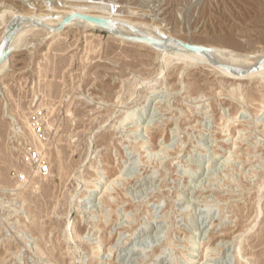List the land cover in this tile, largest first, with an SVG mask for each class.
I'll list each match as a JSON object with an SVG mask.
<instances>
[{
  "label": "rangeland",
  "instance_id": "rangeland-1",
  "mask_svg": "<svg viewBox=\"0 0 264 264\" xmlns=\"http://www.w3.org/2000/svg\"><path fill=\"white\" fill-rule=\"evenodd\" d=\"M105 1L121 6L126 19L159 24L177 39L247 55L264 49V2ZM66 3L0 0V9L6 19L17 13L56 14ZM228 32L237 44L220 39ZM21 42L0 78V264H69L72 243L61 230L66 216L85 239L100 235L102 249L112 247L105 260L90 264H264V87L258 77L232 81L208 65L174 57L163 65L156 49L81 27L52 38L35 31ZM41 93H47L44 101L53 111L39 107ZM30 110L60 125L57 135L46 131L47 141L60 139L68 173L60 179L56 153L44 154L50 172L39 188L14 184L21 174L19 143L32 146L22 121L26 113L32 116ZM126 115L136 123L114 129L116 119ZM101 165L109 177L102 193L69 208L70 192L84 189L82 183L76 186L75 176L92 183L94 168ZM26 171L31 174L28 166ZM88 208L97 221L93 228L87 224ZM147 222L151 227L144 234ZM194 229L189 250L181 241ZM238 234L243 258L236 254Z\"/></svg>",
  "mask_w": 264,
  "mask_h": 264
},
{
  "label": "bare ground",
  "instance_id": "bare-ground-1",
  "mask_svg": "<svg viewBox=\"0 0 264 264\" xmlns=\"http://www.w3.org/2000/svg\"><path fill=\"white\" fill-rule=\"evenodd\" d=\"M65 1L70 2V3H66V4L61 5L65 9L59 10V11L57 10V12H55L56 14H51V12H49L50 14L45 13V14H37V15H29V13L28 14L17 13V14H13L10 18L3 19L2 15L4 14V10L0 9V21H1L0 54L6 46L11 49V53H10L9 57L4 58L0 62V78L9 69V62L11 60L12 54L20 50L21 46L23 45L21 40L24 39L25 36L28 35V33H33L35 31H36V33L42 32L45 36L52 38V37L60 34L64 29H66L68 27H76V28L81 27V28L88 29V30H97V31H101V32L107 31L109 33L115 34L117 36V39H119V41H125V40H128L129 42L138 41L140 44H142L146 47L156 49L159 52V57L163 60V63H164L163 65H166L167 62H169L168 60L171 57H174L178 61L181 60V61L185 62L186 64L208 65V66L212 67L214 70H216L218 73L222 74L227 79H230L232 81L242 80L245 77H248V78L258 77V80L261 81V83L263 84V87H264V49L262 50V47H261V49H259V51H256V54L247 55L249 53L243 54V53L234 51L232 49H228V47L206 45V44H202L200 42L177 39L172 34L164 31L162 29V27L159 26V24L158 25L151 24V23L147 24L144 22H138V21H132L130 19H126L123 15H120L121 14L120 12H122V10L119 8L121 6H118L117 3L115 4V2H112V1L106 2L105 0H65ZM256 1L260 6H262V2H264V0H256ZM48 5H50V4H48ZM53 9H55V8H51L49 10H53ZM131 12H132V10H131ZM259 12H260L259 16L262 17V12L261 11H259ZM129 15H131V14H129ZM66 18H69V20L64 22V20ZM92 18L103 19L106 22H105V24H100ZM163 19H164V17H163ZM163 19H161V20H163ZM62 22H64L63 25H62ZM220 39L229 45L237 44V42L235 40V36L229 32L227 34H224L222 37H220ZM261 42H262V36H261ZM182 44L197 46V47H201L204 49L203 50H192V49H189V48L183 46ZM92 47H94V46H92ZM133 83H135V82H133ZM263 90H264V88H263ZM131 93L132 92H130V93L128 92L129 95H131ZM46 94H44V93L39 94V98L37 99V100H39L41 98V101L39 103V107H45L46 110L53 111L54 110L53 108L51 109L50 107L46 106L47 104H49V103L44 101V100H47V98H48V97H46ZM241 94H243V93H241ZM121 102L122 101H120V103ZM261 106H262V108L264 107V98L261 100ZM29 109H30V107H29ZM262 110H264V108ZM23 112L24 111H22L21 113H23ZM30 112L36 113L37 111H31L30 110ZM65 112H66V114L69 113V115L72 117L73 114L71 112V109L67 108L65 110ZM26 115H27V113H26ZM26 115L23 117L22 121H24L25 127L29 130V136L27 137L26 135H23L24 139L27 142H30L32 144L31 147H33L35 149H40L41 150L40 152L43 155L44 154L45 155L51 154L50 152L56 153V157H54L55 161H56V165H57L56 168L60 172L59 173L60 179L63 180V178L65 176L66 177L68 176V173L65 172L66 166H65L64 162L66 161V159L62 158L63 157L62 156V152H63L62 146L60 147L58 145V143L60 142L59 141L60 139L55 140V142H53V143H48L47 139H46V141H43V142L38 141L36 136L32 132V125H31V122L29 120L30 118L28 119L26 117ZM40 115H41L42 119L45 120V122L43 123L45 130L46 131L52 130V133L57 135L58 130H59V126H60V125H57L58 124L57 121H56V123H57L56 124L55 120L47 119V115L43 116L42 112H40ZM142 119H144L143 114L139 115L138 121L142 120ZM14 123H15V118L13 116H11L10 117L11 130L14 133H16V130H14L16 128H14V126H13ZM132 123H136V117H132V115H126L125 117H120V118L116 119L115 123H113L114 126H112V127L114 129H116L117 127L123 128L125 125H129ZM23 134H24V132H23ZM20 135H18V136H20ZM47 135H48V132H47ZM69 138H72V136H70ZM70 141H72V140H70ZM89 141L92 142L93 140L90 139ZM19 144L24 148L18 146L20 148V150L18 153V157L16 158V166H17L16 169H18L19 172L21 171V174L24 175V179L22 181H18L19 180L18 179L15 181L14 184H15V186L16 185L21 186V183H27L28 184L29 182H32V184L35 187H38L39 182L42 181L41 178H44V176L42 177V176L38 175V173L36 171H34L33 168H32V170L30 169L31 174L28 173L30 175L26 174V172H27L26 167L27 166L23 162L21 154H23L27 150L25 148L27 146H25L24 144L22 145V143H19ZM27 144H29V143H27ZM87 145H89V143ZM90 146H91V144L89 145V148H90ZM45 151H47V152H45ZM53 156H54V154H53ZM87 157H88V155H87ZM20 159H22V161H20ZM63 159H65V161ZM115 160H116V158H115ZM49 163H51V162H49ZM94 164H95V161H93L91 167L94 166ZM191 171L192 172L188 174V177H191L193 174L196 173V168L192 169ZM94 173H95V176L93 178L94 180L92 183H89L88 178L84 177V175L79 174V176H75L74 180L76 182V186L79 188L80 184L82 183L84 189L81 190V192H78L76 190L70 192L69 201H71V202H69V208H71V205H74V204H75L74 206H77L78 201L89 200V202H90V201L96 200L97 194L102 193L104 187L106 186V184L109 181V177L107 176L108 170H107V168H103L101 165L99 167L94 168ZM36 176H39L40 179H35ZM62 180H61V182H62ZM112 182H116V180H112L110 182V185ZM90 184H92V185H90ZM261 184L262 185L264 184V178L262 179ZM257 192H259V191H257ZM77 194H79V195L77 196ZM87 197H88V199H87ZM93 198H95V199H93ZM258 200H259V198H258ZM86 208L87 207H85V209L83 211H80V212L81 213L85 212ZM257 209H258V217H259V214L261 212L260 207H259V201H257ZM87 212H89V215L87 216V224L90 225V228H93L97 221H96V219L93 218L94 215H92V211H90V209L87 210ZM67 213H69V212H67ZM64 219H65V221L63 224V229L61 228V230H62V233H63L64 237L66 238V240L68 242L72 243V247L70 249V254L72 255V261L69 264H90V262L96 263L97 261L105 260L106 257H108V255H106L107 254L106 252L108 251L110 253L112 247L109 246L107 251L106 250L104 251L102 249L103 248L102 247V239H101L100 235H96L95 239L92 241L90 239H85L86 237L81 236L76 231L75 225H74L75 223L73 220H70L68 216H66V218L64 217ZM149 219L150 218H148V221H149ZM255 221H256V219H255ZM253 224L255 225V223H253ZM149 227H151V226H149ZM149 227H148V222H147L144 225H142L141 231L144 230V232H145L144 234H146L149 232V229H150ZM250 228H251V226H250ZM196 236H197V229H194L191 232H188L186 235H184L181 242L183 243V245L188 246V249L190 248L189 250H191V248L194 247V241H195ZM241 239H242L241 236L238 234V236L236 237L238 244H235L236 254H238V255H240L239 243H240ZM260 243H262V241ZM259 245H261V244H259ZM84 246H87V247H84ZM35 248L38 250L40 247L38 246V244L37 245L35 244ZM67 248H68V246H67ZM104 255H106V257ZM197 257H198L197 255L192 254V257H191L192 261H197ZM241 257L243 258V256H241ZM254 258H255V256H254ZM255 259H253V260H255ZM260 259H262V257ZM237 262H241V261H237ZM46 263L47 264H54L53 262H50V261H48ZM196 263H198V262H196ZM99 264H101V262ZM243 264H249V263H248V261L245 260L243 262ZM261 264H262V261H261Z\"/></svg>",
  "mask_w": 264,
  "mask_h": 264
},
{
  "label": "built area",
  "instance_id": "built-area-1",
  "mask_svg": "<svg viewBox=\"0 0 264 264\" xmlns=\"http://www.w3.org/2000/svg\"><path fill=\"white\" fill-rule=\"evenodd\" d=\"M32 132L36 136L38 141H46L47 132L45 130L42 117L39 112H34L30 117ZM41 150L35 149L33 147H28L27 150L23 153L22 159L23 162L32 170V168L36 169V172L40 176H46L50 172V165L47 159L40 152ZM19 180L22 181L24 179V175L20 174L18 176Z\"/></svg>",
  "mask_w": 264,
  "mask_h": 264
},
{
  "label": "water",
  "instance_id": "water-1",
  "mask_svg": "<svg viewBox=\"0 0 264 264\" xmlns=\"http://www.w3.org/2000/svg\"><path fill=\"white\" fill-rule=\"evenodd\" d=\"M92 19H94L96 22H98V23H100V24H105V20H103V19H99V18H92ZM69 20V18H66L65 20H64V22H66V21H68ZM64 22H62V25L64 24ZM146 40V39H145ZM183 46H185V47H187V48H189V49H192V50H203L204 48H201V47H197V46H192V45H188V44H182ZM10 53H11V49L9 48V47H5L3 50H2V52H1V54H0V62L4 59V58H8L9 57V55H10Z\"/></svg>",
  "mask_w": 264,
  "mask_h": 264
}]
</instances>
